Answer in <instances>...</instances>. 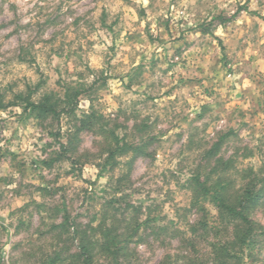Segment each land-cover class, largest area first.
<instances>
[{"label": "clouds", "instance_id": "1", "mask_svg": "<svg viewBox=\"0 0 264 264\" xmlns=\"http://www.w3.org/2000/svg\"><path fill=\"white\" fill-rule=\"evenodd\" d=\"M11 3L12 0H9L3 4L7 20L13 19V13L8 11ZM56 8H59L58 15L62 22L38 35L37 20L47 19L48 14ZM27 9H33L30 16L22 17L16 23L0 29V104L3 105L0 107V121L8 125L7 130L0 131V151L17 154L16 161L9 156L5 162H0V177L13 178L12 183L4 185L9 193L20 182L18 168L10 165H17L22 158L28 157L27 154L22 155L19 140L13 139L11 144L8 141L18 127L21 133L24 131L18 117L27 115V104H39L40 96L50 86L54 87L55 79H61V86L65 90L71 88L79 91L75 101L77 116L95 109L115 120L118 106L129 110L131 100L143 99L150 91L147 87L149 84L167 79L161 75V70L175 64L177 67L169 73V78L173 73L185 71L200 80L199 84L186 86L188 92L193 94L192 97L185 95L179 106L170 110V115L162 112L166 101L160 103L156 110L151 107L149 111L141 109L138 113L141 120L146 115L152 119L160 115L161 120L165 121L160 127L177 124L184 128L186 124L182 122L183 119L196 120L201 105H207L210 110L195 125H208L207 131L202 133L205 138L216 136L224 129L226 120L216 121V117L228 116L232 104L244 110V118H247L249 110H258L262 114L260 119L264 121V0H32L21 10ZM37 12L41 15L37 16ZM141 12L144 15H139ZM102 13L107 17L104 21L100 19ZM77 17H81L80 22L73 27L72 21ZM30 21L31 27L26 28L25 25ZM114 21L118 22L109 31L108 26H112ZM102 23L104 27H101ZM54 34L55 40L52 39ZM65 37L73 43L71 46L65 44L61 50V42L65 41ZM90 41L93 43L90 44ZM113 44L116 45L115 53L109 51ZM187 44H192L199 55L189 58L184 51ZM50 49L57 50L60 58L53 56ZM177 49L183 54L174 56ZM153 57L158 61L155 75L149 72L148 61ZM222 57H227L226 68L223 67ZM184 60L189 62L180 69L178 66ZM137 65L143 67L142 72L133 71L141 68ZM56 66L61 68L59 76L53 75V81L41 86L40 81L52 74ZM196 69L201 71L197 73ZM130 82L132 87L129 89ZM205 90L211 95L202 96ZM133 93L136 95L133 96ZM241 94L244 101L239 99ZM61 107L64 105L61 104ZM223 107H227L229 112H221ZM239 122L238 118L236 123ZM42 134L46 140L49 139L46 133ZM241 135L258 156L264 154V130L260 132V139L249 136L247 132ZM34 139L28 140L23 148L31 152ZM162 139L166 140L167 137ZM55 150L59 151L60 145H55ZM252 165L254 175H259L256 172L258 162L253 160ZM172 167L174 169V165ZM177 175L180 176V173ZM184 178H187V172L181 183ZM241 195L237 193L232 201L217 205L220 217H213L212 225L214 227L215 221L223 218L221 227H224L231 220L232 225L236 226L237 235L233 234L229 226V230L222 231L220 236L200 243L189 231L193 224L188 222L182 230V237L174 244L183 239L191 241L194 247L182 251L179 260L174 253L169 264H220L217 257L221 256L223 250L231 251L229 245L237 240V236L244 241L236 248L241 258L239 264H264V246L257 245L254 250L248 247L253 237L264 242V221H256L250 215V208L239 207ZM160 198L163 199V193ZM25 202L20 200L11 203L0 213L4 217L0 221V264H109L111 257L108 252L100 251L104 244L100 233L90 234L89 239L95 247L87 252H79L78 258L63 252L65 245L61 240L37 239L35 229L14 235L20 214L17 213L9 220L8 212L15 211ZM232 210L239 211L240 215L232 216ZM9 223L12 224L11 228L8 227ZM163 223L167 224V221ZM74 231V228H70L66 237ZM17 244L19 247H16ZM144 247L143 244L131 246L137 253ZM250 251L255 259H249ZM128 264H137L135 256L128 258ZM226 264L237 262L228 260Z\"/></svg>", "mask_w": 264, "mask_h": 264}, {"label": "rangeland", "instance_id": "2", "mask_svg": "<svg viewBox=\"0 0 264 264\" xmlns=\"http://www.w3.org/2000/svg\"><path fill=\"white\" fill-rule=\"evenodd\" d=\"M8 2L9 0H0V29L16 23L22 17L30 16L33 11V9L21 10L26 8L27 3H32V0H12L8 11L13 13V19L7 20L3 4ZM58 12L59 8H56L48 14L47 19L37 20L38 35L62 22ZM40 15L41 13L37 12V16ZM139 15H144V13L141 12ZM106 18V14L102 13L101 21ZM80 19L81 17H77L76 20H73L72 26H77ZM117 22L114 21L112 26H108V30L112 31V27ZM104 26L102 23L101 27ZM25 27H31V21ZM55 38L56 34L52 39L55 40ZM149 40L151 42V37ZM72 43V40L65 37V41L61 42V50L64 49L65 44L71 46ZM49 51L57 59L60 58L57 50L50 49ZM109 51L115 53L116 45H111ZM184 51L187 52L189 58L199 55L192 44H187ZM221 52H224L223 47ZM182 54L183 52L177 49L173 55ZM188 62V60H184L178 67L183 69ZM222 62L223 67L226 68L227 57H222ZM148 63L150 65L149 72L155 75L158 61L153 57ZM137 67L141 68L133 70L134 72L143 71L141 65H137ZM175 67L177 65L170 64L161 70V75L167 79H160L149 84L147 87L150 91L143 99H132L128 105L129 110L126 111L118 106L115 120L105 117L102 111L95 109L81 116H77L75 113L74 118L63 117L59 124L50 120L41 121L28 114L23 118L18 117L24 131L21 133L18 127L8 142L11 144L13 139L19 140L22 155L27 154L28 158H22L17 165H10V167L18 168L20 175V182L15 189L10 190V193L4 185L12 183L13 178L10 176L0 177V213H3L11 203L20 200L26 201L15 211L8 212L9 220L17 213L20 214L14 235L35 229L37 239L61 240L65 245L63 249L72 252L74 243L69 241V236L66 237V234L57 237L59 230H53V225L61 223L64 215H67L70 220L75 219V222L81 226L87 224L95 226L103 206L110 199H117L113 208L119 213L127 210L128 218L133 216L139 221L147 218L155 220L153 226L183 230L188 222L192 223L205 214L210 223L213 217H217V210L208 199H201L197 204H193L190 183L197 173L209 171V164H213L216 160H221L223 164L229 163L230 168L227 175L232 177L235 188L254 175L252 161L256 160L258 162L256 172L259 175L254 176L264 186V154L258 156L253 151V147L244 142L245 137L241 135L242 132H247L249 136L260 139V132L264 130V121L260 119L262 114L258 110L254 108L249 110L247 118H244V110H241L239 105L232 104L231 112L227 107L221 108V112H229L226 117L220 115L216 117V121L226 120L224 129L216 136L207 138L202 133L207 131L208 125L195 126L196 121L202 120L204 114L210 110L207 105H201L196 120L187 121L185 117L182 121L186 124L184 128H180L177 124L160 127L165 122L161 120L160 115H156L155 119H152L150 115L144 116L142 120L139 118L138 113L141 109L149 111V107H151L156 110L160 107V103L165 101L166 104L162 112L170 115V110L174 106L178 107L179 102L185 99V95L188 98L192 97L193 94L188 92L186 86L199 84L200 80L185 71L173 73L169 78V73ZM65 71L67 70L65 69ZM196 71L199 73L201 70L196 69ZM60 72V66H56L52 74L40 81V85H47L48 81H53V75L59 76ZM228 74H231V69ZM41 75L43 76V74ZM53 84L54 87L50 86L43 95L50 94L55 98H61L66 91L68 94L78 91L62 88L61 79H55ZM169 84H171L170 87ZM131 87L130 82L129 89ZM135 95L133 93V96ZM203 95L210 96L211 93L205 90ZM239 99L244 101L243 94ZM229 103L232 102L229 100ZM86 117L88 119L93 117L92 127H82L81 121ZM238 118L240 122L237 124ZM7 127L6 122L0 121V131L7 130ZM100 130L114 131L121 142L126 143L131 150L125 156L115 157L113 164L109 161L105 165L106 155L103 152L105 143L100 138ZM42 133H46L49 139L46 140ZM56 133L60 135L57 139L53 136ZM33 137L35 139L31 144L32 151L29 152L28 149L23 148V145ZM163 137H167V139L163 140ZM182 141L183 143H181ZM219 142L216 156L211 157L208 161L206 153ZM59 143L64 144L68 149L66 155H61L60 150H55V145H59ZM9 156L13 161H16V153L7 150L0 151V162H5ZM66 157L75 160L76 165L72 166L65 159ZM50 161L49 165L43 164V162ZM185 172H187V178H184L181 183ZM177 173H180V176ZM118 178H122V185H120V191L117 192L115 191L117 187L115 181ZM161 193H163V199L160 198ZM251 215L256 221H264V190L262 200ZM170 216L174 218L170 219ZM3 220V215H0V221ZM163 221H167V224H164ZM8 227L11 228L12 224L9 223ZM0 228H2V224H0ZM3 231L6 232L7 229H3ZM139 232L140 237L134 239L133 244H143L145 247L142 251L136 252L137 264H157L168 247L159 239L150 238L149 231L141 230ZM257 245L264 246V242L259 239ZM176 246L172 242L170 250ZM256 246L252 249L254 250ZM16 247L19 245L17 244ZM248 255L250 260L255 259L251 251Z\"/></svg>", "mask_w": 264, "mask_h": 264}, {"label": "trees", "instance_id": "3", "mask_svg": "<svg viewBox=\"0 0 264 264\" xmlns=\"http://www.w3.org/2000/svg\"><path fill=\"white\" fill-rule=\"evenodd\" d=\"M79 96V91H73L68 94V91L61 98H55V96L46 94L40 96V103L33 106L31 102L27 104L25 112L29 116H33L41 121L50 120L56 124H59L60 119L63 117L74 118L76 113V98ZM30 101V97H29ZM61 104L64 107H61ZM0 107H3L0 104ZM28 109H31L29 112ZM81 121V120H80ZM93 117L88 119L87 117L81 121L82 127H92ZM100 138L103 139L105 143V148L103 150L105 157V165L109 161L114 163L115 157H122L127 154L130 149L126 143H122L121 139L115 134L114 131L105 132L100 130ZM57 139L60 135L56 133L53 135ZM225 137V136H224ZM222 141V140H220ZM61 155H66L68 149L64 144L59 143ZM220 142L216 143L211 150L206 153V157L214 158L216 156V149L219 148ZM215 151V152H214ZM72 166L76 165V161L72 158H65ZM130 163V162H129ZM211 163V162H210ZM45 165L51 164V161L48 163L43 162ZM229 163H221V160H216L213 164H209V171L199 172L195 177L191 179L190 189L192 192L191 202L197 204L198 200L208 201L215 206L217 210V217H220L217 205L223 204L224 202L232 201L237 193H242L239 200L240 208H250L251 212L257 207L258 203L263 198L264 186L261 181H257L256 177L253 175L245 180L240 186L235 188L234 181L231 176L227 175V172L230 168ZM122 178H118L115 181L116 188L115 191H120V185H122ZM117 199H110L103 206L101 215L97 220L95 226H90L89 224L81 226L79 223L75 222V219H69L67 215H64L61 223L53 225V230L57 231V237H60L69 232L70 228H74L72 235H69L68 239L71 243H74V249L72 252L68 249H63V252L68 253L70 257L78 258L79 252H87L89 249L94 248L95 244L92 240L89 239L90 234L100 233L103 237L104 244L101 248V252H108V255L111 257L109 264H128V258L130 256L137 257V253L134 249L131 248L133 240L140 237L139 231L145 230L149 231L148 236L155 240H160L161 243H165L168 247V250L162 255L157 264H169V261L172 255L175 253L177 260L181 259L182 256L180 253L182 251H187L188 247H194L193 243L188 240L180 239L178 243H175L177 246L171 249L172 242H176L178 238L182 237L183 231L179 229L164 227V226H153L155 220L145 219L139 221L136 217H127V210H123L119 213L116 209L113 208L114 203ZM232 216H239L240 212L232 210ZM214 221L213 218L209 223L206 219V214L197 218L192 222L193 227L189 229L194 236L198 238L200 243L205 241H211L214 237L220 236L221 232L228 231L229 226L233 231L234 235H237L236 226L232 225V221H228V225L221 227L223 225V218L217 219L215 221V226L213 227ZM197 225L199 227H197ZM201 229L203 232L201 233ZM77 238L79 243H77ZM259 238L253 237L248 244V247L252 249L256 244H258ZM243 240H237L231 242L229 250H223L221 256H218L217 259L220 261V264H226L228 260H235L237 264L240 262V256L236 252L238 244H243ZM79 250V251H78ZM100 255V253H97ZM104 257L101 256V260Z\"/></svg>", "mask_w": 264, "mask_h": 264}]
</instances>
